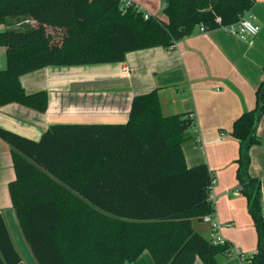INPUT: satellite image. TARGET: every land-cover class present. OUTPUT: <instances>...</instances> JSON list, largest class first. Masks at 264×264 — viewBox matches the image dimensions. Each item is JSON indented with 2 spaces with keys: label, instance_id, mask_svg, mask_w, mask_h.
<instances>
[{
  "label": "trees",
  "instance_id": "1",
  "mask_svg": "<svg viewBox=\"0 0 264 264\" xmlns=\"http://www.w3.org/2000/svg\"><path fill=\"white\" fill-rule=\"evenodd\" d=\"M164 19L148 18L121 0H0V106L47 110L46 91L27 94L23 75L47 67L121 63L127 53L169 48L203 21L219 29L250 11L254 0H161ZM264 79L255 108L231 135L239 142L237 177L257 233L249 264H264L261 182L248 173L260 143ZM164 115L157 90L135 95L124 124H55L38 140L0 127L11 148L15 179L8 190L26 243L38 264H127L148 251L155 264H218L230 244L196 232L192 220L212 215L210 172L188 167L183 145L192 120Z\"/></svg>",
  "mask_w": 264,
  "mask_h": 264
},
{
  "label": "crops",
  "instance_id": "2",
  "mask_svg": "<svg viewBox=\"0 0 264 264\" xmlns=\"http://www.w3.org/2000/svg\"><path fill=\"white\" fill-rule=\"evenodd\" d=\"M131 1L153 15L152 4L164 5L161 0ZM249 12L260 25L250 43L220 28L206 32L196 28L172 47L129 52L121 63L47 67L23 75L20 82L27 94L46 91L47 110L14 103L0 106V127L38 140L55 124H124L133 97L156 89L164 115H194L183 153L188 167L205 164L215 178L212 214L221 237L230 244L218 264H246L257 252V233L247 199L239 191V142L231 131L243 112L255 108L256 91L264 79V0H254ZM6 65V48L0 46V70ZM257 137L260 143L250 148L248 173L260 179L264 214V111ZM14 179L11 148L0 138V264H38L10 199L8 185ZM192 228L210 236L209 222L194 219ZM236 250L246 259H240ZM127 264L155 263L143 251ZM195 264L203 262L196 258Z\"/></svg>",
  "mask_w": 264,
  "mask_h": 264
},
{
  "label": "clouds",
  "instance_id": "3",
  "mask_svg": "<svg viewBox=\"0 0 264 264\" xmlns=\"http://www.w3.org/2000/svg\"><path fill=\"white\" fill-rule=\"evenodd\" d=\"M214 20L220 30L228 31L237 36V38L243 42L250 43V37H255L260 31V25L256 23V17L251 15L249 12L245 11L244 14L240 17L238 22L230 23L224 25L223 17L217 13H213ZM197 27L201 31H205L206 26L203 21H200L197 24Z\"/></svg>",
  "mask_w": 264,
  "mask_h": 264
},
{
  "label": "built area",
  "instance_id": "4",
  "mask_svg": "<svg viewBox=\"0 0 264 264\" xmlns=\"http://www.w3.org/2000/svg\"><path fill=\"white\" fill-rule=\"evenodd\" d=\"M131 5H134V7L136 8L137 11H140V12H143L144 13V17L145 18H148V16L150 15L149 13H147L140 5L138 4H135L133 3L131 0H121V9L124 10L125 8H127L128 6H131ZM249 12V11H248ZM250 13V12H249ZM244 13L240 14L238 16V19L236 22L239 21L240 17L243 15ZM235 23V22H234ZM199 29V28H198ZM200 32H206L207 30L205 29V31H201L199 29ZM224 31V30H223ZM230 35H233V36H236L235 34L233 33H230L228 31H224ZM259 33V32H258ZM257 33V34H258ZM257 36V35H256ZM237 37V36H236ZM252 38V37H250ZM192 122H193V118H194V115L191 113L189 114L188 116ZM211 177V180H210V185L208 187V200L211 201L212 205L214 203V200H215V195H214V192H213V186L215 184V178L213 175H210ZM202 220L206 221V222H209L211 224V232H210V238L211 240L216 243V244H224L226 241L221 237L220 235V224L217 222V220L215 219L214 217V214L212 215H205ZM236 253H237V256L240 258V259H246L244 258L243 254L240 253L239 250H236ZM246 264H249V262L247 261Z\"/></svg>",
  "mask_w": 264,
  "mask_h": 264
},
{
  "label": "rangeland",
  "instance_id": "5",
  "mask_svg": "<svg viewBox=\"0 0 264 264\" xmlns=\"http://www.w3.org/2000/svg\"><path fill=\"white\" fill-rule=\"evenodd\" d=\"M152 7L154 9V12H153V13H155L154 15L160 19H164V14H163L162 8H160V7L156 8L155 4H152ZM0 27H2V25H0ZM203 236H206V235H203Z\"/></svg>",
  "mask_w": 264,
  "mask_h": 264
}]
</instances>
